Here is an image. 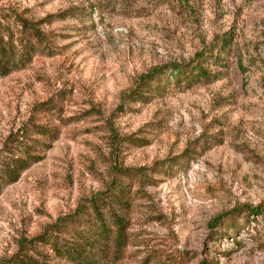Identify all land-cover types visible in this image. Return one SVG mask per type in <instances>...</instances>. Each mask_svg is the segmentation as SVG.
Masks as SVG:
<instances>
[{
	"label": "rangeland",
	"instance_id": "374dc122",
	"mask_svg": "<svg viewBox=\"0 0 264 264\" xmlns=\"http://www.w3.org/2000/svg\"><path fill=\"white\" fill-rule=\"evenodd\" d=\"M0 9L44 32L31 61L0 76V147L27 120L54 135L1 189L0 260L115 188L124 247L116 258L111 242L86 243L103 264H264V0Z\"/></svg>",
	"mask_w": 264,
	"mask_h": 264
},
{
	"label": "trees",
	"instance_id": "16d2710c",
	"mask_svg": "<svg viewBox=\"0 0 264 264\" xmlns=\"http://www.w3.org/2000/svg\"><path fill=\"white\" fill-rule=\"evenodd\" d=\"M7 13L0 9V76L24 68L44 38L39 27L41 22L16 12ZM174 71L179 69L174 68ZM31 122L21 123L1 144L0 192L4 186L17 181L30 165L38 162L40 153L48 148L46 142L53 140L51 129ZM123 208L120 189L114 188L110 195L104 192L94 194L84 199L83 204H78L72 213L45 226L39 235L19 240L16 252L8 259L0 260V264H48L49 255L38 250L39 246H46L53 260L69 264H103L100 247L86 245L92 237L100 243L111 242L112 255L117 258L125 243ZM84 217H91V221L85 223ZM72 224L79 226L72 230ZM70 232L74 236L72 240L60 238L61 234L69 235Z\"/></svg>",
	"mask_w": 264,
	"mask_h": 264
}]
</instances>
